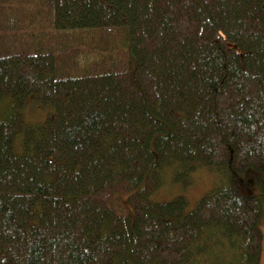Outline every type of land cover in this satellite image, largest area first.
<instances>
[{
	"label": "trees",
	"instance_id": "16d2710c",
	"mask_svg": "<svg viewBox=\"0 0 264 264\" xmlns=\"http://www.w3.org/2000/svg\"><path fill=\"white\" fill-rule=\"evenodd\" d=\"M263 209L264 0H0V264H258Z\"/></svg>",
	"mask_w": 264,
	"mask_h": 264
},
{
	"label": "rangeland",
	"instance_id": "374dc122",
	"mask_svg": "<svg viewBox=\"0 0 264 264\" xmlns=\"http://www.w3.org/2000/svg\"><path fill=\"white\" fill-rule=\"evenodd\" d=\"M21 16L23 15L21 14ZM38 20L35 17L33 19V21H38ZM47 27H48V21L46 23V28L45 26H43V23L40 24L39 21L38 30H42V32H44L46 35H49L50 37H54L53 34L50 31H48L49 28ZM76 33L77 32H70V35ZM84 33H85L84 35H86L89 39H95L98 37L95 33H87V32ZM105 35L107 34H104L103 37H105ZM52 42L53 41H51L50 43ZM83 50H85V53L79 55L78 58L80 56H84L90 53L89 50L86 49ZM78 58H75L74 62ZM94 59L95 56H92L90 54L87 55L86 57L80 58V60H83L82 62L84 63L92 62ZM32 109L26 115L28 119H30L31 121H40L41 119H43V117H41L40 113L37 112V110H35L34 107H32ZM191 177H192L191 183L185 186L182 183L175 182L172 176V171L171 172L167 171L161 187L152 196L153 199L156 202H161V201L171 202L178 196L183 195L188 200L187 211H190L195 208L196 204L200 199H202L207 193H209L212 190V188H214L221 181V179L217 176V174L210 170H198L194 172ZM243 179H244L243 185L245 187L243 191L247 194L255 193L256 184L253 179V175L249 173V176L247 175L245 177L243 176ZM258 232L260 236L259 239L261 242V255L258 264H264V209L258 221Z\"/></svg>",
	"mask_w": 264,
	"mask_h": 264
}]
</instances>
